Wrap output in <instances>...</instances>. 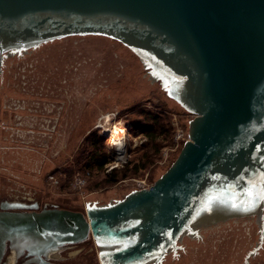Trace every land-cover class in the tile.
Returning <instances> with one entry per match:
<instances>
[{
	"label": "water",
	"instance_id": "obj_1",
	"mask_svg": "<svg viewBox=\"0 0 264 264\" xmlns=\"http://www.w3.org/2000/svg\"><path fill=\"white\" fill-rule=\"evenodd\" d=\"M74 35L131 49L194 115L189 139L150 187L114 203L2 202L0 262L10 243L56 264L49 252L92 237L100 264H160L196 227L264 221V0H0V63Z\"/></svg>",
	"mask_w": 264,
	"mask_h": 264
},
{
	"label": "rangeland",
	"instance_id": "obj_2",
	"mask_svg": "<svg viewBox=\"0 0 264 264\" xmlns=\"http://www.w3.org/2000/svg\"><path fill=\"white\" fill-rule=\"evenodd\" d=\"M4 65L0 70V92L37 100L27 102L28 112L41 100L53 105L62 103V135H56L55 129L45 138V145L48 157L63 146L53 157L57 159L52 166L69 169L64 177L70 175L60 190L58 183L49 178L52 171L46 174L41 191L48 196V204L84 210L88 204L107 205L134 190L148 188L170 167L189 139V121L194 115L168 96L151 69L115 39L103 35L68 36L18 57L4 58ZM154 116L159 117L164 129L159 132L157 125H152L156 139L151 141L145 131L153 124ZM93 134L99 139L100 152L110 160L106 171L117 168L114 181H106L108 176L102 172H81L80 163L71 168L73 157L78 161L84 157L88 148L85 138ZM112 135L122 138L123 143H110ZM39 138L32 137L33 147H41ZM260 215L196 227L166 252L160 264H264V221ZM90 242L80 249L71 245L62 255L69 264H100V248L92 237Z\"/></svg>",
	"mask_w": 264,
	"mask_h": 264
},
{
	"label": "crops",
	"instance_id": "obj_3",
	"mask_svg": "<svg viewBox=\"0 0 264 264\" xmlns=\"http://www.w3.org/2000/svg\"><path fill=\"white\" fill-rule=\"evenodd\" d=\"M21 54L6 53L0 70L3 71L5 67L4 58ZM11 93L7 96L0 92V204L18 201L43 205L49 200L46 193L41 191L43 180L47 173L56 168L52 165L57 157H53L63 148L60 146L54 155L48 157L45 138L50 137L55 129L56 135H62L63 117L59 112L62 103L53 105L41 100L37 107L28 112L27 102L37 100L14 97ZM34 136L43 139L39 138L41 147L31 145Z\"/></svg>",
	"mask_w": 264,
	"mask_h": 264
},
{
	"label": "trees",
	"instance_id": "obj_4",
	"mask_svg": "<svg viewBox=\"0 0 264 264\" xmlns=\"http://www.w3.org/2000/svg\"><path fill=\"white\" fill-rule=\"evenodd\" d=\"M151 120L153 124L147 127L145 134L149 136V139L151 141H154V139H156V130H155L156 128H154L152 125L156 124L158 129L160 130L159 132H161L164 129L163 128L164 125L160 124L158 116H154ZM98 141L99 139H97L96 134H93L91 137L87 136L85 138V143L88 145V148L84 150L85 155L79 161L75 160V158L73 157L71 161L72 163L71 168L74 166L77 167V164L80 163L82 165V167H80V170H82L81 172H89V173H93L95 171L102 172L104 176H108L107 179L105 178L106 181L108 182L114 181L116 180L117 177L114 174L116 173L115 171L117 168L113 167L112 169H110V171H106V165L110 163V160L105 154L100 152V149L97 147ZM68 171L69 169H66L65 171V168L56 167L51 172L52 174L56 175L58 179V184L56 185V187H59L60 190H62L65 187L63 183L64 181H66V179L70 174H68L66 177H64V174H67Z\"/></svg>",
	"mask_w": 264,
	"mask_h": 264
},
{
	"label": "flooded vegetation",
	"instance_id": "obj_5",
	"mask_svg": "<svg viewBox=\"0 0 264 264\" xmlns=\"http://www.w3.org/2000/svg\"><path fill=\"white\" fill-rule=\"evenodd\" d=\"M53 205H57V204L46 203L43 205H39L38 209H43ZM90 239L91 238L89 237L87 240L77 243L74 246L80 249L79 247H82L83 244H92L90 242ZM19 246H22V244H10V243L7 244L5 255L3 256L0 264H10L11 260H12V264H46L43 261V257L39 256L38 254L32 253L33 249H26L25 247L20 249ZM69 248H71V244H65L63 245L62 249L58 251V253L49 252L48 260L56 264H69L70 262L67 260V257L62 255V251Z\"/></svg>",
	"mask_w": 264,
	"mask_h": 264
},
{
	"label": "bare ground",
	"instance_id": "obj_6",
	"mask_svg": "<svg viewBox=\"0 0 264 264\" xmlns=\"http://www.w3.org/2000/svg\"><path fill=\"white\" fill-rule=\"evenodd\" d=\"M108 118V117H107ZM106 120H108V119H106ZM115 130H118V129H116V127H115ZM116 131H114V133H115ZM113 133V134H114ZM116 134V133H115ZM116 136V135H115ZM115 136L114 135H112V140H111V142L110 143H112V144H114V145H120V144H122L123 143V139L121 140V139H117V138H115Z\"/></svg>",
	"mask_w": 264,
	"mask_h": 264
},
{
	"label": "built area",
	"instance_id": "obj_7",
	"mask_svg": "<svg viewBox=\"0 0 264 264\" xmlns=\"http://www.w3.org/2000/svg\"><path fill=\"white\" fill-rule=\"evenodd\" d=\"M49 178H50V180L52 179L53 181H54V183H58V180L55 178V175H49ZM78 182H80V179H79V181ZM79 184V183H78ZM81 184L83 185L84 184V180H81Z\"/></svg>",
	"mask_w": 264,
	"mask_h": 264
}]
</instances>
